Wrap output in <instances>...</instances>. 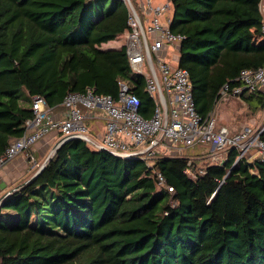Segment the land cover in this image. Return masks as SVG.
Masks as SVG:
<instances>
[{"label":"trees","instance_id":"1","mask_svg":"<svg viewBox=\"0 0 264 264\" xmlns=\"http://www.w3.org/2000/svg\"><path fill=\"white\" fill-rule=\"evenodd\" d=\"M261 1L172 0L171 29L185 36L178 65L190 73L201 115L214 111L226 82L264 65ZM128 20L125 0H0V156L23 135L36 95L57 107L88 88L117 96L126 80L143 116L152 114L126 46L102 48L130 29ZM241 99L264 109V91ZM196 146L208 148L156 154L150 166L67 140L2 200L0 264H264V159L246 156L231 169L235 148L221 165L209 145Z\"/></svg>","mask_w":264,"mask_h":264},{"label":"built area","instance_id":"2","mask_svg":"<svg viewBox=\"0 0 264 264\" xmlns=\"http://www.w3.org/2000/svg\"><path fill=\"white\" fill-rule=\"evenodd\" d=\"M125 1L129 7L130 25L126 32V54L133 72L144 76L145 88L154 100L152 114L143 116L141 99L126 80L119 81L117 96L98 94L88 88L84 92H69L57 107L49 106L44 97L36 95L32 98L34 115L26 120L23 135L13 138L0 156V169L17 156L24 155L38 171L42 164L32 147L50 133L57 134L58 141L80 138L96 148L105 146L114 155L138 156L153 164L156 154L181 156L185 154L183 149L203 144L209 145V158L214 163H221L225 153L235 148L238 155L231 169L244 157L251 158L253 153L258 154L256 158L264 159V140L261 138L264 124L259 128L245 125L237 133H230L227 127L219 124L213 111L206 116L197 111L190 73L178 65V53L185 36L171 29L172 0H141L142 15L133 3L132 8L128 0ZM235 81L237 83L232 85ZM232 82L221 87L218 102L227 96L241 99L244 91H263L264 65L243 69ZM101 112L106 113L107 122L105 133L98 140L91 136L87 121ZM188 164L190 167L186 172L196 177L192 159ZM199 172L204 174L205 170L200 168ZM156 174L159 184L172 191L163 174L159 171Z\"/></svg>","mask_w":264,"mask_h":264},{"label":"crops","instance_id":"3","mask_svg":"<svg viewBox=\"0 0 264 264\" xmlns=\"http://www.w3.org/2000/svg\"><path fill=\"white\" fill-rule=\"evenodd\" d=\"M260 9L262 11L263 21H264V0H262L260 3ZM126 32L127 30L123 32L122 34H120L118 38L114 40H110L107 43H103L102 48L122 47L123 45H125ZM121 38H124V43L122 45H119V46L111 45L112 43L115 42V40L121 39ZM259 39L257 38L256 42H258ZM106 118H107L106 113L101 112V113H98V117L94 116V118H91L87 121L91 136L96 138V137H102L104 135L105 130H106V122H107ZM220 125L227 127L230 133H237L241 129V128L235 129V127L232 124H230L229 127L224 124H220ZM247 125H250V124H247ZM251 126L255 127V123L252 124ZM58 140H59V136L57 134L50 133L44 136L43 138H41L32 147V151L34 152L35 157L37 158L40 164L44 163L49 153L51 152V149L58 142ZM32 167H33L32 164L26 159L24 155H19L13 161L8 163L7 165H4L0 169V205L2 203V200L6 197L5 195L7 194V192L21 185L26 180V177L32 173Z\"/></svg>","mask_w":264,"mask_h":264},{"label":"rangeland","instance_id":"4","mask_svg":"<svg viewBox=\"0 0 264 264\" xmlns=\"http://www.w3.org/2000/svg\"><path fill=\"white\" fill-rule=\"evenodd\" d=\"M134 1L141 2V0H134ZM123 43H124V38H121V39L115 40V42L112 43L111 45L119 46V45H122ZM24 91L25 90L23 89V92ZM213 112L220 124H224L228 127L230 124H232L235 127V129H240L247 124L252 125L255 123L256 127L264 124V109L262 110L255 109L249 106L247 103H245V101H243L239 97H235V96H227L223 98L222 100H220L216 104V107ZM96 138L98 140H101L100 137H96ZM206 148H208V146H194V147L183 149V151L184 153L191 156L193 153L195 154L196 151H199L200 149L202 152L205 151ZM256 154L257 153H253V155L251 156L252 160L255 159L256 158L255 156L258 155ZM147 164L152 166L153 162L151 160L150 161L147 160ZM35 173L36 171L34 170V168H32V173L26 177L25 181L30 179Z\"/></svg>","mask_w":264,"mask_h":264},{"label":"water","instance_id":"5","mask_svg":"<svg viewBox=\"0 0 264 264\" xmlns=\"http://www.w3.org/2000/svg\"><path fill=\"white\" fill-rule=\"evenodd\" d=\"M128 3H129V5L132 7V2H131V0H128ZM132 8H133V7H132ZM133 11L136 13V11H135L134 9H133ZM136 14H137V13H136ZM148 59H149V61L151 62V55H150L149 51H148ZM67 140H68V139H61L60 141H58V142L54 145V147L51 149V152L49 153V155H48L47 159L44 161V163H42V166L40 167V169H39L38 171H36V173H35L30 179H28L27 181H25V182L22 183L21 185L27 183L29 180L35 178L38 174H40V173L43 171V169L45 168V166L47 165L48 161H49V160L52 158V156L57 152L58 148H59L64 142H66ZM99 148H100V149H104V150L109 151L105 146H100ZM109 152H110V151H109ZM224 163H225V160H223V161L221 162V165H224ZM21 185H19V186L16 187L15 189H12V190H10L9 192H7V194H6L5 196L9 195L11 192H13V191L16 190L17 188H19Z\"/></svg>","mask_w":264,"mask_h":264}]
</instances>
